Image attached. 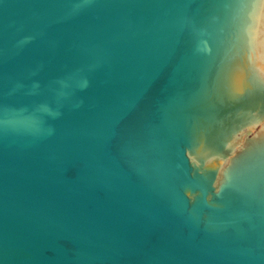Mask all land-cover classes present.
I'll list each match as a JSON object with an SVG mask.
<instances>
[{"label":"water","instance_id":"obj_1","mask_svg":"<svg viewBox=\"0 0 264 264\" xmlns=\"http://www.w3.org/2000/svg\"><path fill=\"white\" fill-rule=\"evenodd\" d=\"M0 0V264H264V11Z\"/></svg>","mask_w":264,"mask_h":264},{"label":"snow or ice","instance_id":"obj_2","mask_svg":"<svg viewBox=\"0 0 264 264\" xmlns=\"http://www.w3.org/2000/svg\"><path fill=\"white\" fill-rule=\"evenodd\" d=\"M257 2L262 6V11H264V0H239L238 6L244 9H248L249 18H251Z\"/></svg>","mask_w":264,"mask_h":264}]
</instances>
